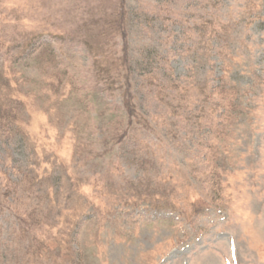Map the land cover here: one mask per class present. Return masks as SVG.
<instances>
[{"label": "rangeland", "instance_id": "obj_1", "mask_svg": "<svg viewBox=\"0 0 264 264\" xmlns=\"http://www.w3.org/2000/svg\"><path fill=\"white\" fill-rule=\"evenodd\" d=\"M0 100V264H264V0H0Z\"/></svg>", "mask_w": 264, "mask_h": 264}, {"label": "trees", "instance_id": "obj_2", "mask_svg": "<svg viewBox=\"0 0 264 264\" xmlns=\"http://www.w3.org/2000/svg\"><path fill=\"white\" fill-rule=\"evenodd\" d=\"M4 85H5L6 89H7V92H8L7 94H8V96H9V98H7L8 102H10V103L14 102V106H19V105L21 104L20 100H19V99H18V100H15V99L12 97V93L14 92V89H13L12 86H10V82L8 83V82L5 81ZM10 87H11V88H10ZM4 95H5V94H4ZM0 104H1V100H0ZM14 109H15V108H13L12 110H11V109H8L9 114H12ZM2 110H3V113H2ZM4 113H6V112L4 111V109H1V110H0V114L3 115ZM12 119H14V116L12 117Z\"/></svg>", "mask_w": 264, "mask_h": 264}]
</instances>
